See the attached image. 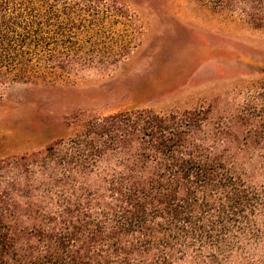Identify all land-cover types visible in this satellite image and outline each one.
I'll list each match as a JSON object with an SVG mask.
<instances>
[{"label":"trees","instance_id":"1","mask_svg":"<svg viewBox=\"0 0 264 264\" xmlns=\"http://www.w3.org/2000/svg\"><path fill=\"white\" fill-rule=\"evenodd\" d=\"M242 4L264 23V0ZM128 10L0 0V85L110 68L132 49L119 28ZM71 125L0 157V264H248L264 216V82L225 115L133 108Z\"/></svg>","mask_w":264,"mask_h":264},{"label":"rangeland","instance_id":"2","mask_svg":"<svg viewBox=\"0 0 264 264\" xmlns=\"http://www.w3.org/2000/svg\"><path fill=\"white\" fill-rule=\"evenodd\" d=\"M118 1L129 9L119 28L132 49L110 68L84 69L69 84L0 85V157L71 133L80 114L206 108L225 115L260 91L264 23L244 8L246 0H225L224 7L212 0ZM253 224L258 235L243 261L264 264V216Z\"/></svg>","mask_w":264,"mask_h":264}]
</instances>
